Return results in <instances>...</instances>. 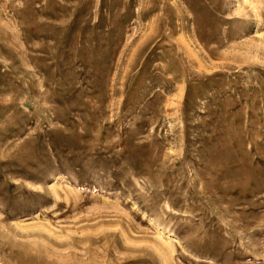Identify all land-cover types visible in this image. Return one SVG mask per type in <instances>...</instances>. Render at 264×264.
<instances>
[{
	"label": "rangeland",
	"instance_id": "374dc122",
	"mask_svg": "<svg viewBox=\"0 0 264 264\" xmlns=\"http://www.w3.org/2000/svg\"><path fill=\"white\" fill-rule=\"evenodd\" d=\"M0 264H264V0H0Z\"/></svg>",
	"mask_w": 264,
	"mask_h": 264
}]
</instances>
